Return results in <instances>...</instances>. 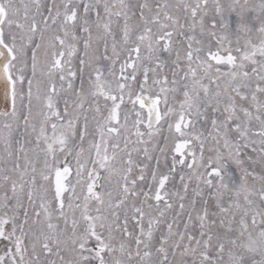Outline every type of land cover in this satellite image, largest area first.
<instances>
[{"label":"snow or ice","instance_id":"6c2138e0","mask_svg":"<svg viewBox=\"0 0 264 264\" xmlns=\"http://www.w3.org/2000/svg\"><path fill=\"white\" fill-rule=\"evenodd\" d=\"M0 84V264H264V0H0Z\"/></svg>","mask_w":264,"mask_h":264},{"label":"rangeland","instance_id":"374dc122","mask_svg":"<svg viewBox=\"0 0 264 264\" xmlns=\"http://www.w3.org/2000/svg\"><path fill=\"white\" fill-rule=\"evenodd\" d=\"M219 2H220L221 5L224 6L225 9H227L228 5H230L233 2V0H219ZM209 5H210V7L212 6V0H209ZM224 15H225L226 19H228L229 22H230V28L228 30H223V31H221L219 29L217 30V35L218 36L219 35H226L228 37V40H225L223 42V48L220 50V54L223 55V56H226L228 54V52L225 51V49H228L229 47H231L232 54L233 55H239V53H237L235 51V49H236V39H237L236 34H235L234 30H233L234 29V22L236 20L235 13L229 14L227 11H225ZM210 16H211V13H210ZM245 39H246V37H244V36L240 37L241 45L244 44ZM252 39L257 44L259 43V41L255 38V36H253ZM229 41H231V44H229ZM217 47H218V45H216L215 41L213 40V42H212V50L216 51ZM81 55H82V53H81ZM220 67H221L222 70H224V68H225L224 65H220ZM115 71H116L117 75H119V64L116 65ZM86 72H87V69H86ZM29 74H30V69H29ZM85 79H87L86 76H85ZM75 83L78 86L79 85V80H77ZM58 84H59V82H58ZM157 91H158V89H157ZM125 100L127 101V96L125 97ZM61 107H62V103H61ZM163 107H164L163 104H161V108H163ZM131 108H132V106H131L130 103L126 104L125 106H122V110H121V114H120L121 122L123 123L124 113L128 112V125H129V128H131L132 120L135 118V114L131 111ZM144 114L146 115V110H144ZM94 127H95V122L91 121V117H90V128H94ZM97 139H98V137H97ZM131 139L135 140V136L132 135ZM84 147L87 149V147H88L87 141L85 142ZM121 147H123V142L122 141H121ZM2 150H3V146H2V144H0V151H2ZM133 157L134 158L136 157L135 153H133ZM205 158H207V152H205ZM148 163H149V169H151V167L154 166L155 162L151 161V162H148ZM169 163H170V160H169ZM72 167H73V176L70 177V179H72L73 183H74L75 182V178H74L75 161L74 160L72 161ZM162 168H163V162H162ZM150 180H151V177H150V171H149V172L146 173V182H150ZM172 183L179 184L178 178H177V180L173 181ZM192 186H194V181H193V185ZM168 187H171V183L168 185ZM77 192H79V188H77Z\"/></svg>","mask_w":264,"mask_h":264},{"label":"bare ground","instance_id":"6f19581e","mask_svg":"<svg viewBox=\"0 0 264 264\" xmlns=\"http://www.w3.org/2000/svg\"><path fill=\"white\" fill-rule=\"evenodd\" d=\"M3 85L0 84V111L4 110L5 107V100L3 97Z\"/></svg>","mask_w":264,"mask_h":264}]
</instances>
